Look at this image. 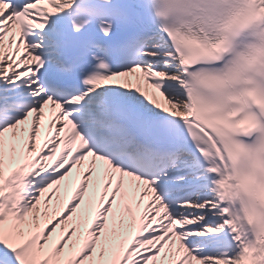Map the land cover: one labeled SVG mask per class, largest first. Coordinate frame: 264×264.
Returning a JSON list of instances; mask_svg holds the SVG:
<instances>
[{
	"label": "snow or ice",
	"instance_id": "6c2138e0",
	"mask_svg": "<svg viewBox=\"0 0 264 264\" xmlns=\"http://www.w3.org/2000/svg\"><path fill=\"white\" fill-rule=\"evenodd\" d=\"M0 264H264V0H0Z\"/></svg>",
	"mask_w": 264,
	"mask_h": 264
}]
</instances>
